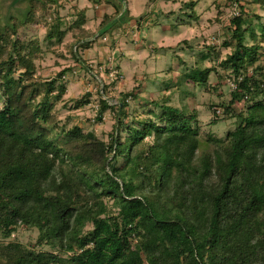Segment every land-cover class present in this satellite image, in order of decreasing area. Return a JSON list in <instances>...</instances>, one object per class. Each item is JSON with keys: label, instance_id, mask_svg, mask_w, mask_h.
Segmentation results:
<instances>
[{"label": "trees", "instance_id": "trees-1", "mask_svg": "<svg viewBox=\"0 0 264 264\" xmlns=\"http://www.w3.org/2000/svg\"><path fill=\"white\" fill-rule=\"evenodd\" d=\"M54 1L22 0L23 16H11L0 28V235L9 237L19 225L38 231L30 246L0 241V264H264V67L255 65L264 25L259 35L248 27L240 3V15L228 20L229 54L206 66L202 60L217 57L218 51L205 46L200 61L180 71L176 89L207 86L210 72L220 76L219 68L233 80L230 100L219 105L223 116L235 118L223 155L212 162L202 158L195 166L198 140H188L196 137L189 125L195 114L169 104L168 95L151 101L159 110L157 121L142 116L126 121L125 96L137 95L124 94L115 105L108 144L78 126L59 123L53 107L66 92L64 71L50 80L36 77L34 61L41 52L35 40L18 35ZM105 1L112 11L103 13L95 32L83 26L85 7L69 26L76 31L70 51L79 62L77 49L90 48L94 40L89 38L97 31L101 35L130 19L124 0ZM255 2L264 8V0ZM194 5L181 6L192 11ZM44 23L47 39L64 37L57 15ZM104 99L100 116L108 106ZM65 161L78 165V173L72 174ZM104 199L112 201L115 214ZM43 245L52 249H39ZM55 249L69 254L64 258Z\"/></svg>", "mask_w": 264, "mask_h": 264}, {"label": "rangeland", "instance_id": "rangeland-1", "mask_svg": "<svg viewBox=\"0 0 264 264\" xmlns=\"http://www.w3.org/2000/svg\"><path fill=\"white\" fill-rule=\"evenodd\" d=\"M193 1H196L193 12L198 20L195 15L191 19L190 8L179 10L180 3L177 1L165 3L164 0H124L126 7L133 15L131 22L123 23L101 35L97 31L93 38H89L94 40L90 48L77 49L82 63L75 60L70 51L71 46L73 48L75 46L72 45L75 36H72L74 30L69 26L76 19L77 12L85 7L83 26L91 33L95 32L103 18V13L112 11V8L108 7L109 4L105 0L98 2L55 0L47 3L48 7L44 12L37 11L33 21L19 28L18 35L25 41L35 40L38 45L41 55L34 61L36 77L43 81L50 80L64 71L66 92L61 100L54 102L53 107L59 123L64 124L65 128L78 126L83 133H93L98 139L108 144L109 134L113 131L115 123V105L123 99L124 94L136 91L137 95L136 99L130 94L125 96L128 99L129 112L126 121H131V116H142L157 121L159 110L151 101H154L158 94H163L168 95L169 104L179 109L186 107L187 113L195 114V120L189 121V125L196 128V137L188 136V140H198L192 163L198 166L202 158H208L212 162L217 156L223 155L226 146L225 134L235 125V118L230 115L223 116L220 112L222 106H219L221 103H227L231 98L233 80L228 71L225 72L219 68L220 76L216 72H210L207 86L183 84L178 89L175 87L181 80L180 71H188L190 67L195 66V60L200 61L199 57L206 53L205 46H213L214 51H218L217 57L211 54L210 58L202 60V64L206 66L217 64L226 54H229L233 47L227 9L220 6L222 0ZM241 1L246 7L244 19L249 24L248 27H252L259 35L261 25H264V8H260L255 0ZM160 8L164 12L168 10L174 12L167 17H158L157 11ZM24 13L22 0H0V28L11 16L22 17ZM55 15L61 19L63 28L66 30L59 42L46 38L44 22L49 21L50 18L53 19ZM140 15L142 19L139 25L130 27L129 24H136L134 20H138ZM188 20L190 23L186 24L185 21ZM175 22L181 24L174 25ZM184 39L192 50L183 43ZM246 42H250L247 35ZM262 45L255 65L264 67V44ZM111 66L115 67L121 75L113 81H110L107 76ZM169 68H171L170 72L167 71ZM169 77H171V87L165 90L164 86ZM103 85L105 90L102 94ZM102 95L107 98L108 106L100 116ZM217 106L216 113H213V109ZM149 111L156 114H151ZM214 114L218 115V118H214ZM146 139L151 140V137ZM66 163H68L66 167L72 174L80 170L78 165ZM215 170L216 165L214 166L213 163L212 181L216 180L213 175ZM103 202L111 213L117 212L114 207H111V200L104 199ZM90 226L88 224L86 229ZM37 236L36 228H24L19 225L13 228L9 237L0 235V241L7 243L11 240L30 246L35 243ZM39 249L49 251L52 248L43 245ZM55 250L64 258L69 254Z\"/></svg>", "mask_w": 264, "mask_h": 264}, {"label": "built area", "instance_id": "built-area-1", "mask_svg": "<svg viewBox=\"0 0 264 264\" xmlns=\"http://www.w3.org/2000/svg\"><path fill=\"white\" fill-rule=\"evenodd\" d=\"M240 3H242L241 0H222V1H220V6L226 7L227 18L231 19L233 17H237L240 15V9H239ZM98 68H100V66ZM109 69H110V71L107 74V76H108V79L110 81H113V80L121 77L119 71L115 67L111 66V67H109ZM99 70H101V69H99ZM100 86H102V85H100ZM232 87H233V85H232ZM101 93H102V89H101ZM103 98H105V97L103 96ZM105 99H107V98H105ZM95 109H97V106H95Z\"/></svg>", "mask_w": 264, "mask_h": 264}, {"label": "crops", "instance_id": "crops-1", "mask_svg": "<svg viewBox=\"0 0 264 264\" xmlns=\"http://www.w3.org/2000/svg\"><path fill=\"white\" fill-rule=\"evenodd\" d=\"M176 1L178 2V3H180V6H179V10H184L183 9V7L181 6L182 5V3H189V1H193V0H164V2L165 3H170V2H172V3H176ZM195 3H196V1H194ZM127 6V5H126ZM109 8H111V6L109 5L108 6ZM194 7H195V5H194ZM194 7H193V10H194ZM129 10V9H128ZM168 10V9H167ZM193 10L191 11V13L193 12ZM174 11L173 10H168V11H166V12H164V11H162V9L160 8V10H158L157 11V14H158V17H167V16H169V15H171L172 13H173ZM194 13V12H193ZM195 14V13H194ZM195 16H196V20H198V17H197V15L195 14ZM129 17H130V19H129V23L131 22V20H132V17H133V15H132V12L129 10ZM141 17V19H142V16L140 15L139 16V18ZM144 17V16H143ZM135 21V20H134ZM128 23V24H129ZM133 25L136 27V24H129V26L130 27H133ZM184 40H186V39H184Z\"/></svg>", "mask_w": 264, "mask_h": 264}]
</instances>
